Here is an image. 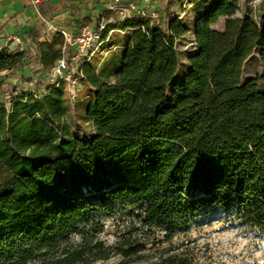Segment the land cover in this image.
<instances>
[{
  "label": "trees",
  "instance_id": "trees-1",
  "mask_svg": "<svg viewBox=\"0 0 264 264\" xmlns=\"http://www.w3.org/2000/svg\"><path fill=\"white\" fill-rule=\"evenodd\" d=\"M237 10L236 0L205 7L183 69L176 42L191 29L180 15L162 25L135 14L108 22L104 42L81 62L75 104L64 82L0 102V264L108 258L89 216L115 204L166 234L217 208L264 232V72L243 77L254 51L264 64V6L256 19L233 17ZM220 17L223 29L212 28ZM110 30L123 34L112 43L118 53L98 68ZM61 37L41 44L44 70L61 56ZM23 60V51L0 50V70ZM72 108L90 124L87 135L71 127Z\"/></svg>",
  "mask_w": 264,
  "mask_h": 264
},
{
  "label": "rangeland",
  "instance_id": "rangeland-1",
  "mask_svg": "<svg viewBox=\"0 0 264 264\" xmlns=\"http://www.w3.org/2000/svg\"><path fill=\"white\" fill-rule=\"evenodd\" d=\"M152 22L160 24L155 20ZM215 29L219 30V21L216 22ZM122 35L114 31L109 41L103 44L101 52L94 57L98 68L114 62L119 48L113 44L120 43ZM12 46L16 49L19 47L17 43ZM189 47L191 44H187L183 50L179 47L178 50L182 69ZM3 49L9 52L6 47ZM33 62L36 64L37 60ZM17 70L18 66L8 70V76H16ZM243 71L244 78L264 72V64L257 50L245 61ZM48 85L47 70L42 68H36L34 75L21 76L14 84L9 85L3 75H0V102L9 107L14 96L23 92L41 95ZM82 92L83 87L79 86L77 96L71 98V104L76 103ZM81 114V108H72L68 113V120L73 129L87 135L90 124L82 119ZM111 209L103 211L98 207L89 216V221L97 222L102 227L99 232L90 231L89 235L92 241H100L109 250V256L88 264H153L169 256L185 259L189 264H264V232L236 217L233 212L227 213L221 208L208 210L186 229L166 234L146 227L139 216L129 212L127 208L115 204ZM80 241V235H72V243L78 244ZM128 246L142 248L135 254L125 255L124 252L130 249Z\"/></svg>",
  "mask_w": 264,
  "mask_h": 264
},
{
  "label": "crops",
  "instance_id": "crops-1",
  "mask_svg": "<svg viewBox=\"0 0 264 264\" xmlns=\"http://www.w3.org/2000/svg\"><path fill=\"white\" fill-rule=\"evenodd\" d=\"M211 1L213 0H0V46L5 44L8 36H14L23 43L21 51L24 52V60L17 65L16 76H8L7 72L10 69L0 70V75H3L7 85L14 84L21 76L34 75L36 68H42L40 46L43 42L52 41L60 31L73 33L83 25L96 27L120 20L115 7L119 2L138 3L145 8L147 13L157 14L158 18L155 21L161 25L167 14L180 15L191 29L176 42L177 50L179 47L183 50L187 44H191L192 27L196 17ZM236 3L238 10L233 17L250 15L256 19L264 6V0H236ZM151 20L154 21V19ZM218 21L219 30H222L225 17H220ZM215 24L212 28H215ZM114 31L117 30H110L107 37ZM61 40L63 44V37ZM15 43V41H10L8 45L15 48L12 46ZM190 50L191 47L187 49V51ZM35 59L36 64L33 62ZM48 71L49 69H47V77L51 83Z\"/></svg>",
  "mask_w": 264,
  "mask_h": 264
},
{
  "label": "built area",
  "instance_id": "built-area-1",
  "mask_svg": "<svg viewBox=\"0 0 264 264\" xmlns=\"http://www.w3.org/2000/svg\"><path fill=\"white\" fill-rule=\"evenodd\" d=\"M118 10L120 19L130 15L148 16L151 19H157L155 13H147L145 8L135 2H119L115 6ZM112 8V6L110 7ZM105 24H100L96 27L88 25L81 26L76 32L67 33L60 31L63 37L61 48V56L49 68V76L51 83L64 82L69 90V93L74 97L79 90V79L82 76L81 62L84 58H90L104 42L102 30ZM9 41H15L19 46L17 49L11 48L8 45ZM6 47L9 52L23 50V43L18 37L8 36L5 44L0 46V50ZM72 48V50H68Z\"/></svg>",
  "mask_w": 264,
  "mask_h": 264
}]
</instances>
